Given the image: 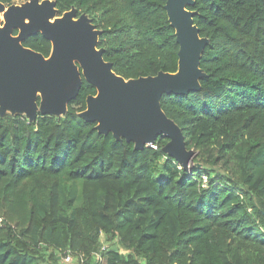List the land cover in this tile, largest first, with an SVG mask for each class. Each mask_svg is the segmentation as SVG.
Listing matches in <instances>:
<instances>
[{
  "label": "trees",
  "instance_id": "obj_1",
  "mask_svg": "<svg viewBox=\"0 0 264 264\" xmlns=\"http://www.w3.org/2000/svg\"><path fill=\"white\" fill-rule=\"evenodd\" d=\"M56 2L103 31L98 46L116 74L178 71L167 0ZM195 2L210 40L206 77L198 92L161 99L198 152L193 165L166 154L164 136L135 151L99 134L79 117L97 94L85 78L65 117H0V264H63L68 252L84 264H264V0ZM23 45L52 50L41 34ZM96 255L104 260L91 263Z\"/></svg>",
  "mask_w": 264,
  "mask_h": 264
},
{
  "label": "water",
  "instance_id": "obj_2",
  "mask_svg": "<svg viewBox=\"0 0 264 264\" xmlns=\"http://www.w3.org/2000/svg\"><path fill=\"white\" fill-rule=\"evenodd\" d=\"M195 4V0L166 2L168 21L179 44L178 71L125 79L105 60V49L98 46L103 31L86 13L77 17L73 8L59 16L56 0L10 6L0 2V117L23 115L30 122L39 114L65 117L85 78L97 94L87 97L81 119L96 123L101 135L133 143L135 151L164 136L169 142L163 151L189 170L196 153L187 148L180 126L163 111L161 99L198 92L200 80L206 77L201 59L210 40L200 36L194 22L198 12L189 7ZM14 30H19L17 36ZM36 34L51 42L49 57L23 45Z\"/></svg>",
  "mask_w": 264,
  "mask_h": 264
},
{
  "label": "rangeland",
  "instance_id": "obj_3",
  "mask_svg": "<svg viewBox=\"0 0 264 264\" xmlns=\"http://www.w3.org/2000/svg\"><path fill=\"white\" fill-rule=\"evenodd\" d=\"M195 151V153L197 154L198 152L196 151V150H194ZM192 165H193V163H192ZM102 241H103V244H104V250H108V249H117V245H114V244H112V243H108L107 241H106V239L105 238H102ZM121 251V250H120ZM122 252V251H121ZM69 253V252H68ZM68 253H66V254H63V255H61V256H59V259H62V261H64L63 259H65L66 258V255L68 254ZM71 254V256H72V261H71V263H63V264H84L85 263V261L86 260H84L83 259V257H79V256H76V255H74V254H72V253H70ZM104 260V258L101 256V255H96L95 256V258H93V260L91 261V263L92 262H96V261H98V262H102Z\"/></svg>",
  "mask_w": 264,
  "mask_h": 264
},
{
  "label": "built area",
  "instance_id": "obj_4",
  "mask_svg": "<svg viewBox=\"0 0 264 264\" xmlns=\"http://www.w3.org/2000/svg\"><path fill=\"white\" fill-rule=\"evenodd\" d=\"M151 147L156 148L154 145H152ZM203 180H204V185H206L207 182H208V178H207V176L204 175V176H203ZM71 261H72V256H71L70 253H68V254L66 255V258L64 259V262H65V263H71Z\"/></svg>",
  "mask_w": 264,
  "mask_h": 264
},
{
  "label": "flooded vegetation",
  "instance_id": "obj_5",
  "mask_svg": "<svg viewBox=\"0 0 264 264\" xmlns=\"http://www.w3.org/2000/svg\"><path fill=\"white\" fill-rule=\"evenodd\" d=\"M26 1H28V0H26ZM23 2H25V1H22V2H15V3H12V4H10V5H13V4H21V3H23ZM6 6H10V5H7V4H5ZM57 8V7H56ZM59 16H61L60 14H59ZM80 15H78L77 14V17H79ZM18 33H19V30H14V33H13V35H15V36H17L18 35ZM37 35V34H36ZM30 37H32V36H30ZM29 38V37H28ZM28 38H26L24 41H23V44H24V42L28 39Z\"/></svg>",
  "mask_w": 264,
  "mask_h": 264
},
{
  "label": "snow or ice",
  "instance_id": "obj_6",
  "mask_svg": "<svg viewBox=\"0 0 264 264\" xmlns=\"http://www.w3.org/2000/svg\"><path fill=\"white\" fill-rule=\"evenodd\" d=\"M0 11H3V9L2 8H0ZM7 18L5 17V20H6Z\"/></svg>",
  "mask_w": 264,
  "mask_h": 264
}]
</instances>
